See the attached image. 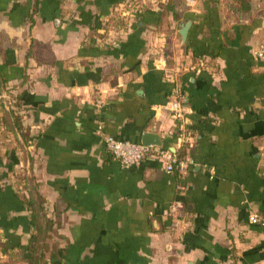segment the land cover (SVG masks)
Returning <instances> with one entry per match:
<instances>
[{"label":"crops","instance_id":"crops-1","mask_svg":"<svg viewBox=\"0 0 264 264\" xmlns=\"http://www.w3.org/2000/svg\"><path fill=\"white\" fill-rule=\"evenodd\" d=\"M185 2L0 0V264L37 232L30 184L56 224L48 264H264V0ZM99 126L187 143V169L125 167Z\"/></svg>","mask_w":264,"mask_h":264},{"label":"built area","instance_id":"built-area-1","mask_svg":"<svg viewBox=\"0 0 264 264\" xmlns=\"http://www.w3.org/2000/svg\"><path fill=\"white\" fill-rule=\"evenodd\" d=\"M185 3L187 6H194L196 0H186ZM140 9V7H137L134 9L133 14L127 13L126 16L128 15L130 18L135 17L136 15L134 13L140 11ZM255 57L264 61V35L255 52ZM186 101L187 98L177 91L174 94V98L166 105V108L168 111L172 112L176 118H181L184 113V104ZM97 103L101 105V100H98ZM102 130V126H99L98 133L104 135ZM187 137L189 136H183L185 141ZM104 142L108 152L125 167L138 166L146 159L150 158L161 162L166 171L171 173L174 171L182 172L186 170L187 163L189 162V159H181L178 154L162 146L146 145L142 142H133L109 134L104 135ZM249 221L253 224H261L264 226V213L253 211L249 215Z\"/></svg>","mask_w":264,"mask_h":264},{"label":"trees","instance_id":"trees-1","mask_svg":"<svg viewBox=\"0 0 264 264\" xmlns=\"http://www.w3.org/2000/svg\"><path fill=\"white\" fill-rule=\"evenodd\" d=\"M19 101V100H18ZM7 109V108H6ZM8 112L12 115V120L10 123L7 122V126L10 130H12L17 138H20L22 143L25 146H28V136L26 132L23 130V124L21 122L22 111L20 113H16L13 108L7 109ZM188 144L184 143L183 151L178 153V156L183 159L186 157ZM26 179H30L27 172L25 174ZM29 186V184H28ZM30 195L27 197L28 207L31 211V222L36 229V234H33L29 240V244L27 247H23L19 254L13 256L14 263H24V264H48V260L46 259L45 250L47 249V245L41 243V236L50 235L54 230L55 221L50 219L47 215L44 206V199L41 195L37 194V187L33 184L29 186Z\"/></svg>","mask_w":264,"mask_h":264},{"label":"water","instance_id":"water-1","mask_svg":"<svg viewBox=\"0 0 264 264\" xmlns=\"http://www.w3.org/2000/svg\"><path fill=\"white\" fill-rule=\"evenodd\" d=\"M192 21L188 20L185 23H182L179 29L180 36L183 42L186 40L188 36L189 29L191 27ZM142 143L146 145H157L162 146L163 140L159 134L154 131L145 132L142 135Z\"/></svg>","mask_w":264,"mask_h":264},{"label":"rangeland","instance_id":"rangeland-1","mask_svg":"<svg viewBox=\"0 0 264 264\" xmlns=\"http://www.w3.org/2000/svg\"><path fill=\"white\" fill-rule=\"evenodd\" d=\"M139 7L142 9V6H138V8H139ZM3 140H4V142H7L9 139L6 138V137H4Z\"/></svg>","mask_w":264,"mask_h":264}]
</instances>
